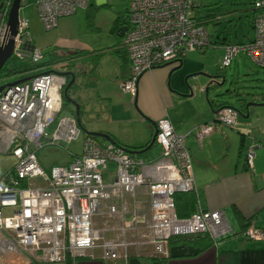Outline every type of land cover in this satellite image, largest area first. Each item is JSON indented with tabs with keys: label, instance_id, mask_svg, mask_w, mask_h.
I'll return each instance as SVG.
<instances>
[{
	"label": "built area",
	"instance_id": "built-area-1",
	"mask_svg": "<svg viewBox=\"0 0 264 264\" xmlns=\"http://www.w3.org/2000/svg\"><path fill=\"white\" fill-rule=\"evenodd\" d=\"M26 0H21L24 2ZM92 0H35L44 28L52 29L59 17L87 9ZM12 0H0V47L9 38L14 47L10 57L14 81L0 90V153L15 159L11 170L0 176V264H47L68 258H126L129 248L141 252L149 246L161 257L170 255L169 239L208 233L213 240L231 233L222 209H199L179 216L175 195L196 192L192 160L167 116L155 123L158 157L146 162L142 156L114 142L100 144L87 137L79 153H71L67 164L43 167L38 151L48 145L62 147L77 140L80 127L73 115L62 116L65 76L35 68L43 58L31 45L30 23L21 18L11 36L7 24ZM253 34L244 43H225L220 69L229 66L239 52H246L264 69V0H253ZM21 6V5H20ZM193 0H129V24L122 35L130 73L120 87L134 97L140 76L166 62H177L191 50L213 45L205 20L194 13ZM23 48L21 51L20 48ZM26 52L28 54H26ZM28 59L34 67H18ZM4 66V65H3ZM25 74H29L25 76ZM216 120L236 127L239 112L231 106L218 108ZM212 123H203L194 134L198 141L210 134ZM253 140L244 158L252 167ZM108 161L115 163L111 178L104 175ZM146 187L148 206L127 207ZM117 217V224H96V218ZM142 234L140 235V232ZM110 232L116 233L109 237ZM246 238L264 240V230L249 224Z\"/></svg>",
	"mask_w": 264,
	"mask_h": 264
},
{
	"label": "crops",
	"instance_id": "crops-1",
	"mask_svg": "<svg viewBox=\"0 0 264 264\" xmlns=\"http://www.w3.org/2000/svg\"><path fill=\"white\" fill-rule=\"evenodd\" d=\"M106 2L107 0H92L87 9L79 8L72 15L78 16L81 20L83 10L89 11L95 5ZM66 16L60 17L57 23ZM115 32L114 41H110L109 45L93 49L85 47L83 50L75 49L82 54L72 57L70 64L72 70L80 73L77 78L83 82V94L78 93V85L74 92L76 97L83 99V143L87 137H90L86 136L88 133H102L109 135L110 140L99 135L97 139L90 138L100 144L114 140L130 150L145 146L139 153L142 156L149 149L146 146L154 133L156 121L167 116L175 131L184 135L183 140L191 156L197 192H193L195 199L193 212L199 209L224 210L231 233L215 240L211 239L207 247L202 249L198 247L199 251L191 255L162 259L163 257L152 252L151 247L144 246L138 253L134 247H130L126 258L120 256L116 260H103L99 257V251H96L97 257L93 259L80 257L73 261L72 258H68L65 262L47 264H264V240L246 238L241 234L248 223L264 230V104H249L245 107V111L239 109L248 113V117L241 122V133L235 135L232 127L222 125L216 120L212 107L207 101L205 87L210 82L212 74L207 75L205 68L200 67V62L192 61L194 55L186 56V53L180 63L177 61L160 65L140 76L137 92L132 101L137 111L139 110V115L136 116L127 103V101L131 102L130 97L121 93L118 88L119 84L128 78L130 67L125 50L120 44L121 33ZM227 42L228 40L223 39L221 44ZM217 43L219 41H215L214 45ZM48 50L51 53L56 51L54 47ZM58 52L61 53L59 50ZM189 62L195 63L199 68L184 67ZM48 63V65L42 63L43 66L35 68L51 71L53 62ZM27 75L29 74H25ZM115 96L127 100L124 101L127 109L123 108V110L127 111L128 115L117 114L113 110ZM262 97L264 98V95ZM263 98L259 99L255 96L251 99L245 98L244 104L246 101L262 103ZM252 111L258 112L256 119L253 118ZM73 112H75V115L72 114L74 117L79 115L76 114V109ZM203 123H212L214 129L204 136L202 141H198L194 132ZM129 135L135 137L130 138ZM241 140L245 145L254 141L251 168L247 167L243 152H240ZM157 146L160 148L159 145ZM37 155L43 167L49 168L53 162H56L53 164H67L71 152L67 159L53 160L48 164H44L40 151ZM108 162L104 175L106 178H111L115 168L110 170ZM176 195V212L179 216H185L188 210L184 207H180V211L177 209L183 201V196L181 198L177 195V198ZM148 198L146 187L143 186L138 190L136 199L127 198L125 205L147 207ZM118 220L117 217H105L96 218L95 222L98 225H111L117 224ZM108 236L115 237L116 233L110 232Z\"/></svg>",
	"mask_w": 264,
	"mask_h": 264
},
{
	"label": "rangeland",
	"instance_id": "rangeland-1",
	"mask_svg": "<svg viewBox=\"0 0 264 264\" xmlns=\"http://www.w3.org/2000/svg\"><path fill=\"white\" fill-rule=\"evenodd\" d=\"M34 2L35 0L21 2L19 16L29 20L31 45L42 50L43 58L41 63L53 62L50 69L56 72V76H59V72H62L61 70L67 68L69 64L68 60L58 61L55 58L59 53L58 50L63 51L68 49L76 51L80 49L83 50V47L93 49L109 45L110 41H114V35L116 33L112 29V21L117 15L126 16L129 5V0H107L106 3L95 5L94 8L89 11L83 10V19L81 20L76 15H65L66 17L60 20L59 23H57L58 25L52 29H46L38 17ZM252 2L253 0H193L195 15L197 17L207 18L205 25L213 45L215 41H219V43L214 46L208 45L202 50H191L187 52L186 55H194L192 61L200 62V67L202 68L203 66V68H205V73L207 75L212 74L217 76L216 82H211V88L208 92L210 99L216 100V95L223 93L215 102L219 103L223 100L243 111L246 110V105L252 102L246 101L245 105L243 99H251L254 96L259 99L263 98L264 69L258 67L252 61L251 57L243 51H239L232 58V62L229 66L220 69L221 59L224 54V45L221 44V41L226 38L228 42L231 43H244L252 37V21L256 14V9H254ZM80 30H82V32ZM51 47H54L56 51L51 53L48 50ZM20 50L22 51L23 48L21 47ZM26 54L28 53L26 52ZM58 58L61 57L58 56ZM28 65H30L28 59L18 63L19 68H26ZM16 66L17 64L14 63L12 57L4 63V67L9 70ZM186 66L199 68V66H196L193 62L187 63L184 67ZM199 75L200 73L198 76ZM15 77L13 73H7L6 71L1 72L0 86L14 81ZM197 82L200 83L199 81ZM120 84L118 86L119 91L123 94H127L131 102L115 96L114 105L112 106L113 110L117 114L128 115V112L124 111L127 109V105L125 106L124 101H127L135 115H139V110L137 111V108L132 104L134 97H132L130 93L122 91ZM78 93L83 94L82 81H80V85H78ZM76 100L79 105V118L81 122L80 134L75 141H64L62 147L48 145L40 149V154H42V158L45 161L44 164L62 158L67 159L70 152H81L83 143V99L77 97ZM74 109V106L67 105L60 114L62 116L72 115L70 111ZM257 113L258 112L254 113L252 111L253 118H257ZM245 119L247 118L239 114L237 126L233 128L235 135H238V132L241 133V122L245 121ZM129 137L133 138L135 135H129ZM160 153V148L154 143L152 147L142 154V157L146 162H150L158 157ZM14 164L15 159L10 153H0V176L8 171ZM108 168L113 170L115 168V163L109 161Z\"/></svg>",
	"mask_w": 264,
	"mask_h": 264
},
{
	"label": "trees",
	"instance_id": "trees-1",
	"mask_svg": "<svg viewBox=\"0 0 264 264\" xmlns=\"http://www.w3.org/2000/svg\"><path fill=\"white\" fill-rule=\"evenodd\" d=\"M200 19H204L205 20V24H206V22H207V18L206 17H200ZM128 24H129V20H128V10L126 11V16L125 15H117L116 17H115V19L113 20V22H112V29L114 30V31H117V33L118 32H120L121 33V31H122V29H123V27L124 26H128ZM224 41H227V39L226 38H224ZM121 42H122V39H121ZM121 42H120V44H121ZM214 46V45H213ZM122 47V46H121ZM76 54H82V52L81 51H71V50H63V51H61V53H58L56 56H55V58L58 60V61H63V60H67L68 59V61L70 62V64L72 63V57H74ZM126 55V54H125ZM58 56L59 57H61V58H58ZM126 59H127V56H126ZM47 64V63H46ZM48 64H50V63H48ZM47 64V65H48ZM70 64H68V66L67 67H72V65H70ZM40 66H43V64L42 63H39V64H37L35 67H40ZM32 68H34V67H26V68H22V69H25V70H29V69H32ZM17 70H19V69H16V68H13V69H7V68H5L4 66L1 68V70H0V73L1 72H3V71H6L7 73H16V71ZM44 71H47V70H44ZM80 72V71H79ZM72 76H75L74 75V72L72 71ZM72 76L70 77V79L69 80H67L66 79V83H65V87L67 86V84L70 82V80H71V78H72ZM76 77V76H75ZM71 85L72 86H75L74 88H76V85H80V81H78V82H76V79H74V81L71 83ZM210 87H211V85H210ZM205 94H206V96H207V101H208V103L211 105V107L212 108H220V107H223V106H231V107H233V108H236V107H234L232 104H230V103H228V102H226V101H220L219 103H217V102H215L216 100H213V99H210L209 98V94L208 93H206L205 92ZM244 100V99H243ZM65 104L64 103H62V110H64V108H65ZM237 110H238V112H239V109L238 108H236ZM72 112V114H74L75 115V112H73V111H71ZM240 113V112H239ZM78 114H79V109H78ZM77 119H76V121L78 122L77 124L79 125V127L81 128V122H80V118H79V115L78 116H75ZM90 133H88V135H86V136H90V137H93L94 139H97L98 138V135H92V134H90ZM243 140V139H242ZM241 140V150H240V152L242 153L243 152V155H244V153H245V148H246V145H245V143L243 142ZM111 142H114V143H116L114 140H111ZM145 147V146H144ZM144 147H141V148H134V149H131V151H133V152H135V153H141V150L144 148ZM128 150H130V149H128ZM7 154H9V153H7ZM245 157V156H244ZM245 159V158H244ZM245 164H246V162H245ZM247 165V164H246ZM248 167V166H247ZM11 170V168L8 170V171H6L5 173H7V172H9ZM4 173V174H5ZM3 175V174H2ZM177 195H180L181 196V198H182V196H183V201H182V203H180V206H178L177 207V209L180 211V207H184L185 208V210H188L189 212H187L186 214H185V216H188V215H190L195 209H194V206H195V199H194V194H193V192L192 191H180V192H178V194ZM176 195V196H177ZM175 198V197H174ZM177 198H178V196H177ZM180 213V212H179ZM181 214V213H180ZM183 216V215H182ZM248 225H249V223H248ZM248 225H246L245 227H244V229L241 231V234L243 233V231L247 228V226ZM211 236L208 234V233H199V234H195V235H185V236H179V237H173V238H171V239H169V244H170V246H173V245H179V244H185V245H189V246H195L196 248H200V249H202V248H205V247H207L210 243H211ZM170 257V255L168 256V257H163L162 259H165V258H169ZM77 258H80V257H75V258H72L73 259V261H75Z\"/></svg>",
	"mask_w": 264,
	"mask_h": 264
},
{
	"label": "water",
	"instance_id": "water-1",
	"mask_svg": "<svg viewBox=\"0 0 264 264\" xmlns=\"http://www.w3.org/2000/svg\"><path fill=\"white\" fill-rule=\"evenodd\" d=\"M20 5H21V0H12L11 6H10V9H9V12H8L7 24H8V27H9L10 35L12 37L15 36L16 33H17V23H18V20H19V9H20ZM126 29H127V27L124 26L123 29H122V32L120 34L121 36L126 31ZM13 44H14L13 39L12 38H9L7 40V42L4 43L0 47V70L3 67L4 63L11 56L12 51H13V47H14ZM180 62H181V59H179V63ZM169 63L170 62H166L163 65H167ZM68 73H70V72H64V71L59 72V74L60 75H63V76H66ZM210 77H211V80L207 84V86L205 87V92L206 93H208L209 92V89L211 88L210 87L211 82H214V81L216 82V77L217 76L210 75ZM73 80H74V76H72V79L70 80V82L67 84L66 87H68L69 85H71V83L73 82ZM18 82L19 81H14L12 83H18ZM2 87L3 86H0V90L2 89ZM66 87H65V89H66ZM222 95H223V93L220 94V95H216L217 96L216 101L219 98V96L221 97ZM67 101H70L75 106L76 114H78V109H79L78 103L75 100H73L72 98H70V97H68ZM249 104H252V105H255V104H264V102H262V103H256V102L252 101L251 103H248V105ZM246 107H247V105H246ZM217 110H218V108L217 109H213L212 108V112L214 114L217 112ZM239 112H240L239 114H242L243 117H245V118L248 117V113H244L241 110H239ZM90 134H92V135H99V136H102V137H106V139L110 140L109 135H106V134L97 133V132H90ZM155 135H156V128L154 129V133H153V135L151 137L150 142L146 146V148L152 147V145L154 144V141H155ZM198 251H199V248H196V247H193V246H189V245H185V244L174 245V246H171L170 247V257H179V256L196 254Z\"/></svg>",
	"mask_w": 264,
	"mask_h": 264
},
{
	"label": "flooded vegetation",
	"instance_id": "flooded-vegetation-1",
	"mask_svg": "<svg viewBox=\"0 0 264 264\" xmlns=\"http://www.w3.org/2000/svg\"><path fill=\"white\" fill-rule=\"evenodd\" d=\"M70 64V63H69ZM72 67H67V69H65L64 72H70L65 76V79L69 80L70 77L72 76ZM79 71V70H78ZM74 72V79H76L77 77H79L80 73H77L75 71ZM72 79V78H71ZM74 81V80H73ZM77 82L79 81L78 78L76 80ZM75 86L69 85L68 87H66L65 89V85L62 89V103H64L66 106L70 105V106H74L70 101H67L68 97L72 98L73 100H75L77 102V97L74 95V92L76 91V88H74Z\"/></svg>",
	"mask_w": 264,
	"mask_h": 264
}]
</instances>
